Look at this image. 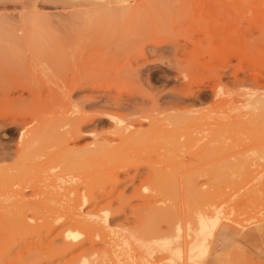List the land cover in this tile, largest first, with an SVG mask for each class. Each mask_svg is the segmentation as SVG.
Here are the masks:
<instances>
[{
	"label": "rangeland",
	"instance_id": "obj_1",
	"mask_svg": "<svg viewBox=\"0 0 264 264\" xmlns=\"http://www.w3.org/2000/svg\"><path fill=\"white\" fill-rule=\"evenodd\" d=\"M0 22L22 36L0 39V175L54 204L0 213V264H186L204 228L198 264L264 247V0H0Z\"/></svg>",
	"mask_w": 264,
	"mask_h": 264
},
{
	"label": "bare ground",
	"instance_id": "obj_2",
	"mask_svg": "<svg viewBox=\"0 0 264 264\" xmlns=\"http://www.w3.org/2000/svg\"><path fill=\"white\" fill-rule=\"evenodd\" d=\"M78 6H79V4H78V5H72L71 8H74V9H75V8L78 7ZM81 6H83V7H81ZM87 6H88V9H90V8H92V7H93L94 9H96V8H95V5H94L93 3H90V2H89V3H87ZM80 7L86 9V6L83 5V4H81ZM89 7H90V8H89ZM85 9H81V10H76V9H75L76 11H74V13L72 12V15L74 14V15L76 16V14H78V12H80V13H81V12H84ZM70 14H71V13H70ZM70 14H69V17H71V18L74 17V15L72 16V15H70ZM64 22H65V21H64ZM0 23H1V22H0ZM5 23H7V22H5ZM5 23L2 22L1 25H2V24L4 25ZM38 24H39V23H38ZM40 24H41V23H40ZM1 25H0V27H1ZM3 25H2V27H3ZM6 25H7V26H5V27L7 28V31H8V30H9V32L12 31L10 34H12L13 32H17V31H19V29H16V26H15V25H14L15 28H13V25H12V24L10 25L9 23H7ZM5 27H4V28H5ZM10 28H11V29H10ZM19 28H20V27H19ZM70 29H71V28H70ZM5 31H6V29H5ZM7 31H6V32H7ZM10 34L8 33V34L4 35L3 37H5V38H0V39H2L1 41H3V39H4V40L6 39L5 42L8 43L7 41H9V40H10V41H13V40H15V38H16V40H18L19 38L22 37L21 35H20V37H19V35L16 36V37H14V36L11 35L10 37H12V38H10V37H9ZM0 36H1V35H0ZM6 36H7L8 38H6ZM13 38H14V39H13ZM23 38H24V37H23ZM11 39H12V40H11ZM21 39H22V38H21ZM16 40L13 41V43L15 42L14 45H12L13 43H11V42L9 41L10 43H8V45H10V48H11V46H15V44H16ZM19 43H20V42H19ZM6 45H7V44H6ZM7 47H9V46H7ZM14 48H15V47H14ZM17 79H18V78H17ZM12 80H13V79H12ZM7 81H8V80H7ZM238 81H239V80H238ZM240 81H241V80H240ZM8 82H9V81H8ZM15 82H16V81H15ZM27 82H28V81H27ZM9 83H10V82H9ZM239 83H240V82H239ZM241 83H242V82H241ZM246 83H247V82H246ZM21 84H22V83H21ZM7 85H8V84H7ZM7 85H6V87H7ZM15 85H16V84H15ZM237 85H238V84H237ZM22 86H23V85H22ZM25 86H26V85H25ZM28 86H29V85H28ZM8 87H10V86H8ZM59 87H61V86H59ZM29 88H30V86H29ZM31 90H32V89H31ZM233 97H234V96H233ZM251 100H252V99H251ZM232 103H233V102H232ZM261 105H262V104H261ZM255 107H256V106H255ZM232 111H233V110H232ZM51 112H52V111H51ZM51 112H50V113H51ZM46 113H48V112H46ZM46 113H45V114H46ZM45 114H44V115H45ZM212 114H213V113H212ZM51 115H52V114H51ZM51 115H50V117H51ZM59 116H61V115H59ZM59 116H58V118H59ZM62 116H63L64 118H66V119H64L65 122H63V125H64V123L66 124L67 122H68V123L72 122V120H75V121L77 120V121H78V117H79V116H77V115H76L77 117H76V116H75V117L73 116L74 118L72 117L71 121L69 122V121H67V115H62ZM62 116H61V117H62ZM69 118H70V117H69ZM49 119H50V118H49ZM54 119H56V118H54ZM60 119H62V118H60ZM79 119H80V118H79ZM51 120H52V119H51ZM51 120H50V121H51ZM69 120H70V119H69ZM80 120H81V119H80ZM80 120H79V121H80ZM53 121H54V120H53ZM58 121H59V120H58ZM61 121H63V119H62ZM77 121H76V122H77ZM79 121H78V122H79ZM81 121H82V120H81ZM81 121H80V122H81ZM76 122H75V123H76ZM80 122H79V123H80ZM47 123H49V122H47ZM50 123H52V121H51ZM75 123L73 122V123H71V125H70V124H67V126L70 125L71 129H73V126H74V127H77V126H78V125H76ZM54 124H55V123L53 122V125H54ZM57 124H58V123H56V125H57ZM73 124H74V125H73ZM53 125H52V126H53ZM60 125H61V124H60ZM56 127H57V126H56ZM61 127H62V126H61ZM64 127H66V126L64 125ZM68 127H69V126H68ZM68 127H67V128H68ZM70 127H69V128H70ZM49 128L52 129V127H49ZM54 130H55V129H54ZM53 132H55V131H53ZM70 132H71L72 134L74 133V132H72V131H69V133H70ZM58 133H59V132H58ZM67 133H68V132H67ZM53 134H54V133H53ZM62 134H63V133L61 132L60 135H62ZM66 136L68 137L69 135L67 134V135H65V137H66ZM73 136H74V134H73ZM65 137H63V138L65 139ZM67 137H66V138H67ZM70 137H71V139L74 140V137L72 138V135L69 136L68 140H67V139L64 140L63 138H62V139L64 140V142H65V141L68 142L69 140H71ZM57 141H58V140H57ZM61 142H62V140H61ZM61 142H60V143H61ZM64 142H63V144H66V146H67V142H65V143H64ZM57 143H58V142H57ZM55 144H56V142H55ZM58 144H59V143H58ZM59 145H60V144H59ZM59 145H57V146H59ZM57 146H56V147H57ZM25 147H27V145H26ZM62 148H64V147L62 146ZM68 148H69V147L67 146V149H68ZM23 149H24V148H23ZM25 149H26V148H25ZM69 149H70V148H69ZM65 150H66V149H65ZM70 150H71V149H70ZM70 150H69V151H70ZM65 152H66V151H65ZM73 152H74V151H73ZM96 152H99V151H97V150L94 151V150H93L92 152H88L87 156L90 157V156H92V155H93L94 153H96ZM75 153H76V152H75ZM66 154H67V153H66ZM68 154H69V153H68ZM78 154H79V153H78ZM83 155H84V154H83ZM83 155H81V156H83ZM119 157H120V156L117 155L116 158L112 157L111 160L102 161L101 165H103V166L107 165V166H108L109 164H111V161H112V159L114 158L115 161H114L113 165H117L115 169L118 168V170H123L124 167L121 165V163H123V162H121L123 159H122V157H120V158H119ZM117 158H118V159H117ZM124 159H125V158H124ZM123 161H124V160H123ZM110 167H111V166H110ZM112 167H113V166H112ZM112 167H111V168H112ZM100 168H101V167H100ZM111 168H109V169H111ZM102 169H103V168H102ZM109 169H108V170H109ZM125 169H126V166H125ZM99 170H101V169H99ZM83 171H84V170H83ZM87 171H89V170L87 169V170H85L84 172L86 173ZM101 171H104V170H101ZM101 171H99V173H98V169H97L96 172H95V170H94V171L92 172V175H91L92 177H91V179L89 178L90 175H88V173L85 174V175H88V177L86 176L85 178H89V179H86V180H88V182H87L88 184L86 183L87 186H88V185H91V184H95L94 182L97 181L98 179H97V178L95 179L94 176L99 177V176H98L99 174L102 175V172H101ZM115 171H116V170H115ZM4 172H5V173H3V175H0V213L3 214L2 216H5V215H6L5 217H7V218H8L7 215L10 213V214H9V217H10V218L7 219V220L4 219L5 221H3V223L6 222V221H8V222L10 223V221H12V220H11L12 215H11V212H10V211H12L13 209H14L16 212H22V211L25 212V210H26V211L29 210V212H30V211L32 212V209H33V210H34V209H35V210L38 209L39 211H41V209H43V207H45V205H49L50 203H51V205H54V204L52 203L53 200H50L51 202L48 203V202H49V199H48L47 197H46L47 199H43V197L40 198L41 196L38 197L39 195L34 194V195L37 196L38 199H34L35 196L32 195V196H33V199H34V200H33V199H29V197L25 196L24 191H25L26 189L29 188V189H33V190H34V189L37 188L38 185L36 184V185H37V186H36L35 183H30V182H29V183H30V184H29L28 182H26V183H28V185H27V184L24 182L25 184L22 183V184H21V185H22L21 188L15 190V188H17V187H15V188L13 189L12 186H14V185H13V183H12V181H11V177H12L13 173H12L11 171H9L8 169H6ZM84 172H82V173H84ZM94 172H95L96 175L93 174ZM79 173H80V172H78V174H79ZM90 173H91V172H90ZM116 173H117V172H110L109 174L106 175V178H105L104 180H106V179L109 180V178L116 176ZM80 175H82V174H80ZM83 175H84V174H83ZM83 175H82V176H83ZM85 175H84V176H85ZM104 175H105V174H104ZM74 176H75V175H74ZM77 176H78V175H76L75 177L77 178ZM75 177H72V178L70 179V180H71L70 183L72 182V180H74ZM104 177H105V176H104ZM100 178H101V177H100ZM67 179H68V178H67ZM77 179H78V178H77ZM90 180H91V181H90ZM111 180H112V178H111ZM89 181H90V184H89ZM106 181H107V180H106ZM106 181H105V182H106ZM109 181H110V180H109ZM21 182H22V181H21ZM110 182H111V181H110ZM73 184H74V183H73ZM19 185H20V184H19ZM21 185H20V186H21ZM84 185H85V184H84ZM91 186H92V185H91ZM88 187H90V186H88ZM83 193H84V192H83ZM93 194H94V193H93ZM93 194H90L88 198H87V197H83L84 195H80V194H79V195H78V194L75 195L76 198H74V200H73V204H72V205H73V208H72L73 210H72V211L75 210L74 207L76 206L77 203H79V202H83V200L85 201L84 198H86V202H88L89 200H94V201L98 200V197H95L96 195L93 196ZM91 196H92V197H91ZM98 196H99V195H98ZM26 197H27V198H26ZM99 197H100V196H99ZM208 197H209V196H208ZM30 198H31V197H30ZM44 198H45V197H44ZM51 199H52V198H51ZM53 199H54V198H53ZM87 199H88V201H87ZM209 199H210V197H209ZM55 200H56V199H55ZM215 201H216V200H215ZM86 202H85V203H86ZM96 202H97V201H96ZM212 202H213V201H212V199H211V201H209V204H210V203L212 204ZM216 202H217V201H216ZM111 204H112V203H111ZM213 204H214V206H212V207H215V204H216V203L214 202ZM107 205H110V202H109ZM49 206H50V205H49ZM106 207H107V209L110 208V207L108 208V206H106ZM212 207H211V208H212ZM217 208H218V207H217ZM220 208H221V207H220ZM220 208H218V209L220 210ZM222 208H224V207H222ZM101 209H102V208H101ZM218 209H217V210H218ZM14 210H13V211H14ZM35 210H34V211H35ZM38 210H37V211H38ZM211 210H212V209H211ZM209 211H210V210H209ZM222 211H223L224 214H227V213H225L226 211H225L224 209H223ZM222 211H221V212H222ZM4 212H5V213H4ZM8 212H9V213H8ZM75 212H76V210H75L73 213H75ZM207 212H208V211H207ZM210 212H211V211H210ZM215 212H216V211H215ZM221 212H220V213H221ZM7 213H8V214H7ZM25 213H27V212H25ZM25 213H23V214H25ZM205 213H206V212H205ZM205 213H204V214H205ZM1 214H0V215H1ZM13 214H14V213H13ZM74 215H75V214H74ZM205 215H206V214H205ZM216 215H218V214H216ZM2 216H0V221H1L3 218H5V217H2ZM15 216L17 217L18 215L15 214L14 217H15ZM19 216H20V215H19ZM189 216H190V215H189ZM202 216H203V215H202ZM214 216H215V215H214ZM226 216H227V215H226ZM14 217H12L13 220L16 219V218H14ZM187 217H188V216H187ZM218 217H219V215H218ZM218 217H217V218H218ZM220 217H221V215H220ZM220 217H219V218H220ZM224 217H225V216H224ZM1 218H2V219H1ZM74 218H75V220H73V221H75V222L83 223V221H84V220H83V217L80 215V211H78V210H77L76 215H75ZM195 218H196V217H195ZM204 218H205V217H204ZM215 218H216V217H215ZM225 219H226V218H225ZM229 219L232 220L231 217H230ZM82 220H83V221H82ZM186 220H187V219H186ZM194 220H195V219H194ZM194 220H193V222H194ZM203 220H205V219H203ZM203 220H202V222H203ZM233 220H234V219H233ZM81 221H82V222H81ZM93 221H95L94 218H93ZM206 221H207V219H206ZM211 221L213 222V220H211ZM184 222H185V221H184ZM189 222H190V221H189ZM193 222H192V223H193ZM209 222H210V220H209ZM231 222H232V221H231ZM0 223H1V222H0ZM210 223H211V222H210ZM210 223H209L208 225H210ZM1 224H2V223H1ZM4 224H5V223H4ZM17 224H18V223H17ZM188 224H189V223H188ZM193 224L196 225V221H195ZM212 224H213V223H212ZM46 225H47V224H45V226H46ZM203 225H205L204 227H207L205 221L202 223V228H204ZM32 226H34V225H32ZM42 226H44V225H42ZM176 226H177V224H176ZM188 226H189V225H187V227H188ZM214 226H215V225H214ZM34 227H35V226H34ZM38 227H39V228L36 227V228H37V231H39V229H40V230L43 229V227H42V228H41L40 226H38ZM46 227H47V226H46ZM193 227H194V226H193ZM193 227H192V225H191L190 228H189V227H188V228L191 229V228H193ZM208 227H209V226H208ZM16 228H18V227H16ZM188 228H187V229H188ZM198 228H199V227H198ZM211 228L213 229V225H212ZM211 228H210V229H211ZM185 229H186V228H185ZM189 229H188V231H189ZM204 229H205V228H204ZM204 229H201V230H199V232H198V230H196V229L194 228V230L197 231L198 233H195V232L193 231V232L195 233V235H194V237H191V238H190V236L193 235L194 233L192 234V231H191V235H190V234H189L190 232L187 231V234H189V235H188L189 240H187V238H188V237H186L187 234L185 235V237H186L185 240H182V244H185L184 246L182 245L181 248L184 249V247H185V250H184V251H185V252H184L185 255H184V256H185V258H186V260H185V262H187L186 264H198V263H199V262H200V261H201V260L207 255V254H208L207 246H205L204 241H205V239H207L208 237H210V234H209L208 236L206 235L207 232H206V234H204L205 231H206V230H204ZM212 229H211V230H212ZM16 230H17V229H16ZM16 230H15V231H16ZM178 230H179V229H178ZM191 230H192V229H191ZM203 230H204V232H203ZM208 230H209V228H208ZM208 230H207V231H208ZM201 231H202V232H201ZM185 232H186V231H185ZM36 233L38 234V232H36ZM39 233H40V234H38V236L41 237L40 235H42V234H41V232H39ZM47 233H48V232H47ZM177 233H178V232H177ZM200 233H201V236L204 235V236H207V237H204V239H202L203 237L201 238V237L198 236ZM210 233H211V232H210ZM157 234H158V232H157ZM184 234H185V233H184ZM159 238H160V237H159ZM175 238H176V237H175ZM179 238H180V236H177V239H178V240H180ZM39 239L42 240L41 238H39ZM154 239H156V238H154ZM162 239H163V238H161L159 242L164 241V239H163V240H162ZM177 239H175V240H177ZM166 240H167V241H166ZM166 240H165V241L168 242L169 244L172 243V241H171V243H170V241H168V239H166ZM169 240H171V239H169ZM208 240H209V238L207 239V241H208ZM207 241L205 242L206 244H207ZM38 242H39V241H38ZM157 243H158V242H157ZM27 244H28V243H27ZM177 244H178V241H177ZM179 244H180V242H179ZM38 245H39V244H38ZM167 246H168V245H167ZM40 247H41V246H39V248H40ZM175 247H176V246H175ZM179 247H180V246H179ZM39 248H37L36 250L34 249L35 252H33V251H34L33 249H32L33 251H32V250H29L28 252L32 251V253H34V254H36V252H37V254H39L40 252L43 251V250L41 251V249H40V251H39ZM41 248H42V247H41ZM28 249H29V248H28ZM172 249H173V248H172ZM175 249H176L177 252L175 251ZM175 249H174V252L176 253V255H175L174 252H171V251H173V250H170V252H171V253L177 258V256L182 255V253L179 255V252H180V251H178L179 248L177 249V247H176ZM23 250H24V249H23ZM180 250H181V249H180ZM26 251H27V250H26ZM38 251H39V252H38ZM28 252H27V253H28ZM44 252H46V251H44ZM27 253H26V254H27ZM171 253H170V254H171ZM43 254H44V253H43ZM184 256H182V257H184ZM177 259H178V258H177ZM183 259H184V258H183Z\"/></svg>",
	"mask_w": 264,
	"mask_h": 264
},
{
	"label": "crops",
	"instance_id": "obj_3",
	"mask_svg": "<svg viewBox=\"0 0 264 264\" xmlns=\"http://www.w3.org/2000/svg\"><path fill=\"white\" fill-rule=\"evenodd\" d=\"M226 264H264V247L259 246L254 250L232 252Z\"/></svg>",
	"mask_w": 264,
	"mask_h": 264
}]
</instances>
